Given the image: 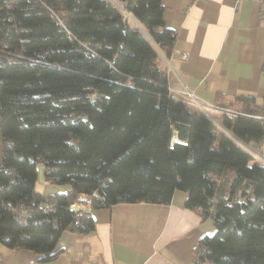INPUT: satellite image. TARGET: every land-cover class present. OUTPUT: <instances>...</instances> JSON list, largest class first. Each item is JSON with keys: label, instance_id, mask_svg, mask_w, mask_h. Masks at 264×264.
<instances>
[{"label": "trees", "instance_id": "1", "mask_svg": "<svg viewBox=\"0 0 264 264\" xmlns=\"http://www.w3.org/2000/svg\"><path fill=\"white\" fill-rule=\"evenodd\" d=\"M118 1L0 0V243L50 260L64 230L94 229L69 208L79 194L103 207L181 189L215 225L196 261L264 264V163L249 151L263 152L264 97L222 105L223 131L169 93L161 0ZM38 162L70 188L37 191Z\"/></svg>", "mask_w": 264, "mask_h": 264}, {"label": "crops", "instance_id": "2", "mask_svg": "<svg viewBox=\"0 0 264 264\" xmlns=\"http://www.w3.org/2000/svg\"><path fill=\"white\" fill-rule=\"evenodd\" d=\"M161 3L165 25L176 33L171 53L165 56L159 52L160 62L166 68L169 93L181 98L174 90L184 83L205 103L221 107L234 104L239 108L242 103L236 96H253L256 104H261L264 22L259 18L258 2L161 0ZM135 22L138 24L136 19ZM211 109L214 114L208 116L227 132L221 124L223 110L213 107L210 114ZM44 188L41 193H50L44 192ZM63 188L66 191L70 184ZM186 198V191L175 189L167 203L136 201L91 207L94 229L64 230L58 239L60 251L52 259L41 261L32 250L0 243V264H209L207 260H195L194 248L202 236L215 231L213 219L203 217L197 208L187 207Z\"/></svg>", "mask_w": 264, "mask_h": 264}, {"label": "built area", "instance_id": "3", "mask_svg": "<svg viewBox=\"0 0 264 264\" xmlns=\"http://www.w3.org/2000/svg\"><path fill=\"white\" fill-rule=\"evenodd\" d=\"M259 4V18L262 22H264V0H256ZM125 12V10H123ZM186 56V53H182L181 57L184 58ZM169 89V88H168ZM174 91H177L182 97L179 98L189 105H192L196 107L197 109L203 111L207 115L210 114V108L216 107L220 108L222 110H229L221 106H216L213 104L205 103L203 100H201L195 92L186 84L181 83L180 88L175 89ZM231 111V110H230ZM91 199L85 194H79L77 197V202H72L69 205V208L77 213L80 212H90L91 210Z\"/></svg>", "mask_w": 264, "mask_h": 264}, {"label": "rangeland", "instance_id": "4", "mask_svg": "<svg viewBox=\"0 0 264 264\" xmlns=\"http://www.w3.org/2000/svg\"><path fill=\"white\" fill-rule=\"evenodd\" d=\"M118 6L121 7L120 5V2L118 0H113ZM129 21L132 23V24H135L136 25V22H135V19L129 15ZM231 111H234L233 109H229ZM214 114V111L213 109H211V115ZM249 151L255 156V159L261 163H264V153L263 152H259V153H256L254 152L252 149H249ZM258 157H261V158H258ZM44 166L42 164V162H38L37 163V178H36V181H35V189L37 191H40L44 188V192H50V193H56V192H61V191H64L65 188H63V186H67L69 187V184L68 183H53V182H49V181H46L45 178H44ZM52 187V189H51ZM53 187H62L61 190L58 191V189H54Z\"/></svg>", "mask_w": 264, "mask_h": 264}, {"label": "water", "instance_id": "5", "mask_svg": "<svg viewBox=\"0 0 264 264\" xmlns=\"http://www.w3.org/2000/svg\"><path fill=\"white\" fill-rule=\"evenodd\" d=\"M173 140H176V136H175V135L172 137V141H173Z\"/></svg>", "mask_w": 264, "mask_h": 264}, {"label": "bare ground", "instance_id": "6", "mask_svg": "<svg viewBox=\"0 0 264 264\" xmlns=\"http://www.w3.org/2000/svg\"><path fill=\"white\" fill-rule=\"evenodd\" d=\"M74 202H77V200H76V201H74Z\"/></svg>", "mask_w": 264, "mask_h": 264}]
</instances>
